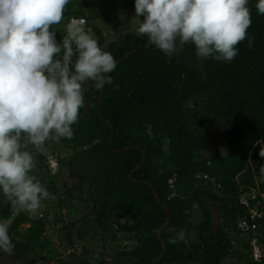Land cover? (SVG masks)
Listing matches in <instances>:
<instances>
[{
  "label": "trees",
  "instance_id": "trees-1",
  "mask_svg": "<svg viewBox=\"0 0 264 264\" xmlns=\"http://www.w3.org/2000/svg\"><path fill=\"white\" fill-rule=\"evenodd\" d=\"M256 3L248 0L251 24L231 62L198 58L190 42L168 57L149 43L147 35L137 34L138 25L102 48L117 62L109 73L113 84L97 89L93 81L84 82V106L72 125L73 136L61 137L51 146L47 142L45 150L27 145L34 167L47 168L46 176L36 178L48 190L47 198L58 193L50 169L66 167L69 176L77 178V185L62 191L59 202L72 212L68 201L83 192L79 200L90 212L79 224L63 222L61 240L71 254L76 244L82 253L63 263L48 235L51 223L45 212L35 215L13 206L0 192V220L7 221L15 245L6 253L12 260L224 264L235 257L239 264H253L248 235L240 223L246 207L239 197L251 189L264 191L258 172L264 163L258 156L264 148V14H258ZM63 16L84 18L85 28L102 46V32L88 23L96 13L86 2L69 0ZM65 38L59 37L57 43ZM62 52L61 48L59 56ZM219 134L226 147L223 155L218 154ZM55 145L71 154L54 161L52 169L46 154L49 148L53 154ZM214 211L219 223L214 222ZM167 215L168 223L160 230ZM173 229H184L185 240L169 243ZM260 232L264 241V225ZM86 239L94 251L82 243Z\"/></svg>",
  "mask_w": 264,
  "mask_h": 264
},
{
  "label": "clouds",
  "instance_id": "clouds-1",
  "mask_svg": "<svg viewBox=\"0 0 264 264\" xmlns=\"http://www.w3.org/2000/svg\"><path fill=\"white\" fill-rule=\"evenodd\" d=\"M68 3L0 0V192L29 213L39 209L49 192L30 174L34 157L27 145L71 138L84 106V82L93 81L97 89L113 84L109 73L117 63L87 32L84 18L68 19L67 38L56 42L50 27L61 21ZM247 4L248 0H134L136 17H143L137 19L136 32L147 35L149 43L168 57L190 42L198 58L231 62L251 24ZM256 8L264 14V0H257ZM258 156L264 158V148ZM48 163L55 167L52 156ZM258 172L264 182V163ZM8 229L7 221L0 220V251L5 253L15 247ZM172 231L169 243L185 240L184 229Z\"/></svg>",
  "mask_w": 264,
  "mask_h": 264
},
{
  "label": "rangeland",
  "instance_id": "rangeland-1",
  "mask_svg": "<svg viewBox=\"0 0 264 264\" xmlns=\"http://www.w3.org/2000/svg\"><path fill=\"white\" fill-rule=\"evenodd\" d=\"M79 2H86L96 13V19L89 20L88 23L91 25H96L100 31L103 34V44L102 48L107 45V43L115 41L122 37L124 34L129 32H134L136 26L138 25L139 20L142 19V16L136 17L135 11H134V0H78ZM74 19V18H72ZM86 23V21H85ZM67 25V19L66 17H62L61 21L58 24L52 25V29L50 27V30H53L55 32V35L58 37H64L66 35V26ZM84 27V26H83ZM87 32L94 36L96 39L97 37L94 35V32L89 28ZM219 141L220 146L218 148V154L223 155L226 152V147L223 142L222 135L219 134ZM49 143V146L55 144L54 139H49L45 142L44 145L41 146L42 150L47 149L48 145L46 143ZM56 148L54 149V152L52 154L51 149L49 148L47 155V158L52 156L53 160L56 162L57 159H66L71 152L68 151L67 148H63L62 146L55 145ZM57 167V165H56ZM59 167V165H58ZM47 168L44 164L39 165V168L36 164V166L32 169L30 172L31 175H33L35 178H43L46 176ZM50 175H53L54 178L57 181L58 186V193L52 197L46 198L45 200L41 201L40 207L38 211L34 212L35 215H44V212L47 216V219L51 223L48 226V235L50 236L53 245L55 249L60 252L61 258L64 260L63 263H66L67 261H70L71 259L79 258L80 254L82 253V249L79 247L78 244L75 245L74 251L72 254L70 251L72 249L69 246H66L64 244L63 239V229L62 224L63 222L68 223L72 221H77L78 224L79 219L86 214H88L90 211L85 210L83 203L79 200V198L82 199L84 197L83 192H77V195L79 197H75L74 199H70L71 204L73 205V213L71 210L67 207V204L62 205L59 202V197H62L61 193L62 191L69 190L72 188L73 185H77V178L71 177L68 174L67 168L64 167L62 169H56L54 171L49 172ZM75 193V192H74ZM75 211V212H74ZM61 219L59 221L58 219ZM213 219L215 223H219L220 220L218 219L217 213L213 212ZM55 221V222H54ZM58 221V222H56ZM27 225H24L23 227H26ZM74 234V231H71ZM83 244L86 245L87 248L90 249V251H94V247L92 244H90V240L86 239L82 241ZM94 244V243H93ZM108 247H110V244L107 239V243L105 244ZM99 246V245H98ZM0 253H2L0 251ZM3 255V254H2ZM42 264H61L57 260H52L48 258H41ZM0 264H19L18 262L12 260L6 253H4L3 256H0ZM224 264H239V262L235 259V257L229 258Z\"/></svg>",
  "mask_w": 264,
  "mask_h": 264
},
{
  "label": "built area",
  "instance_id": "built-area-1",
  "mask_svg": "<svg viewBox=\"0 0 264 264\" xmlns=\"http://www.w3.org/2000/svg\"><path fill=\"white\" fill-rule=\"evenodd\" d=\"M82 22V20H80ZM239 197V202L246 207V214L241 219V227L246 231L248 246L251 251L253 264L264 259V241L260 229L264 225V191L251 189Z\"/></svg>",
  "mask_w": 264,
  "mask_h": 264
},
{
  "label": "water",
  "instance_id": "water-1",
  "mask_svg": "<svg viewBox=\"0 0 264 264\" xmlns=\"http://www.w3.org/2000/svg\"><path fill=\"white\" fill-rule=\"evenodd\" d=\"M125 56H126V55H125ZM101 96H102V94H100V98H99V100H98V104H99V101L101 100ZM97 106H98V105H97ZM110 141H111V139H109V143H110ZM143 159H144V157H142V161H143ZM144 183H147V182H144ZM154 196H155V199H156L157 203L160 204V201H159V199L157 198V196H156V195H154ZM164 210L167 212V208H166V207H164ZM168 220H169V215H167V218H166L165 224H164L163 226L160 227V230L164 228V226L168 223ZM162 255H163V251H162L161 256H162ZM193 264H197V263H193Z\"/></svg>",
  "mask_w": 264,
  "mask_h": 264
},
{
  "label": "flooded vegetation",
  "instance_id": "flooded-vegetation-1",
  "mask_svg": "<svg viewBox=\"0 0 264 264\" xmlns=\"http://www.w3.org/2000/svg\"><path fill=\"white\" fill-rule=\"evenodd\" d=\"M55 39H56V42H58L59 40V37H57V36H55ZM68 193H70L69 191H68ZM73 195H75V194H73Z\"/></svg>",
  "mask_w": 264,
  "mask_h": 264
},
{
  "label": "bare ground",
  "instance_id": "bare-ground-1",
  "mask_svg": "<svg viewBox=\"0 0 264 264\" xmlns=\"http://www.w3.org/2000/svg\"><path fill=\"white\" fill-rule=\"evenodd\" d=\"M250 192H252V191H250Z\"/></svg>",
  "mask_w": 264,
  "mask_h": 264
}]
</instances>
